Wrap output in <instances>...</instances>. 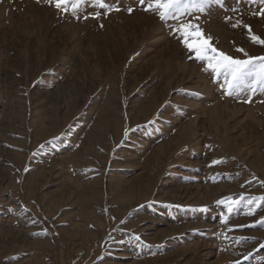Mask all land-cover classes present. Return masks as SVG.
Instances as JSON below:
<instances>
[{"label": "rangeland", "instance_id": "rangeland-1", "mask_svg": "<svg viewBox=\"0 0 264 264\" xmlns=\"http://www.w3.org/2000/svg\"><path fill=\"white\" fill-rule=\"evenodd\" d=\"M103 2L0 0V264H264V93L226 94L149 0ZM262 8L184 19L261 57Z\"/></svg>", "mask_w": 264, "mask_h": 264}, {"label": "snow or ice", "instance_id": "snow-or-ice-1", "mask_svg": "<svg viewBox=\"0 0 264 264\" xmlns=\"http://www.w3.org/2000/svg\"><path fill=\"white\" fill-rule=\"evenodd\" d=\"M47 2L65 12L69 10L67 6L71 4V11L76 14L83 0H47ZM145 2L146 0H139L141 5H144ZM216 2L220 3L221 0H216ZM261 2L264 3V0ZM97 3L106 10L112 7L104 3L103 0H97ZM210 3L211 0H149L145 10L156 12L161 21L166 24L170 19L176 21L168 26L189 51V58L204 62V70L210 71L214 80L223 75L227 85L226 94L232 95L233 92L239 93L247 89L249 99L246 102H251V96L256 92L264 93V56H250L243 48H237L236 51L243 53L245 59L234 58L213 46L212 37L206 36L203 29L195 22L199 17H193L191 20L184 19L187 15H191L192 11L204 12ZM127 11L132 12L133 9L128 8ZM257 14L264 16V8ZM225 19L230 18L226 17ZM232 26L237 27L238 24ZM244 27L248 30L253 42L264 45V39L252 34L250 25H244ZM218 162L222 161H213V163ZM260 201L264 203V197H260Z\"/></svg>", "mask_w": 264, "mask_h": 264}]
</instances>
